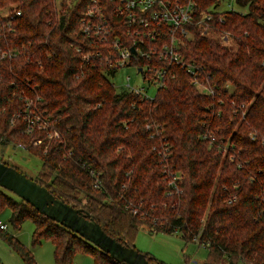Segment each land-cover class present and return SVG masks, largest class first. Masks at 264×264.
<instances>
[{
  "label": "trees",
  "instance_id": "trees-1",
  "mask_svg": "<svg viewBox=\"0 0 264 264\" xmlns=\"http://www.w3.org/2000/svg\"><path fill=\"white\" fill-rule=\"evenodd\" d=\"M192 1L196 15L212 10L213 31L200 35L191 26L180 51L209 74L214 92H200L178 66L131 59L136 69L151 63L168 69L149 99L128 87L117 90L105 76L117 71L114 39L135 38L110 0H96L112 26L105 37L81 26L93 0H0V148L19 145L38 156L32 179L123 245L134 247L139 229L178 232L209 250L203 264H264V0H232L245 12L217 10L230 0ZM85 53L98 56L86 60ZM31 114L47 125L29 130ZM147 123L161 134L151 138ZM206 130L215 132L214 144L227 145L222 159L201 138ZM163 142L168 164L182 175L178 193L166 190L164 154L157 153ZM17 198L0 187L10 224L20 228L31 219L32 244L51 240L53 264H74L77 252L92 253L94 264H123ZM0 236L24 264H37L12 234L0 230Z\"/></svg>",
  "mask_w": 264,
  "mask_h": 264
},
{
  "label": "built area",
  "instance_id": "built-area-1",
  "mask_svg": "<svg viewBox=\"0 0 264 264\" xmlns=\"http://www.w3.org/2000/svg\"><path fill=\"white\" fill-rule=\"evenodd\" d=\"M112 2V9L119 17L121 22L127 25L126 33H132L135 38L129 43L123 41L120 38L114 39V46L117 50L118 57L115 58V62L112 64L117 69L119 66H125L129 64L131 59L134 61L146 60H162L167 63L168 66L175 65L185 70L189 75L191 83L200 91L209 95H212L214 88L209 83V74L200 65L185 60L183 53L180 51V47L184 44L185 40L191 37V26L196 27L197 32L200 35L210 36L212 28V19L214 13L212 10H202L199 14H195L194 3L192 0H110ZM232 1V0H230ZM95 3V5L92 3ZM91 7L88 6L85 18L82 19V29L87 33H95L105 37L109 34L111 25L103 15L101 6L96 4V0H93ZM13 16L18 17L21 15L19 9L14 11ZM97 13L98 21L93 18ZM164 36H167L168 40H162ZM134 49V52L131 51ZM13 55L14 53H10ZM98 56V53L91 54L85 53L84 59L88 60ZM111 64V63H110ZM135 67V66H134ZM136 68V67H135ZM140 68L142 71V77L146 80L147 84H153L156 89L164 85L165 76L169 74L168 69L161 67H154L152 63L143 65ZM144 73H150L146 77ZM171 75H173L171 73ZM170 75V76H171ZM149 82V83H148ZM135 93L144 94L149 98L145 92L141 89L129 88ZM151 99V98H149ZM29 130L38 126L44 128L47 123L41 121L39 118L29 117ZM36 119V120H35ZM159 126V125H158ZM154 125V130H151V124L147 123L145 127L150 130V137L158 136L161 134L159 127ZM51 135H57V133L51 132ZM201 138L208 141L210 146L215 145L217 152L225 156L227 154V145L222 143L214 144L216 142V135L213 130H206ZM220 140V139H219ZM221 142V141H219ZM168 146L163 142L158 149L157 153H163L162 160V174L164 175L165 186L168 193H178L179 182H181L180 172L172 170L171 166L166 160L168 156ZM228 158L232 161V155L229 154ZM89 174L93 177V186L98 188L101 186V181L95 176L92 170H89ZM136 211V209H134ZM5 225L0 220V230H6Z\"/></svg>",
  "mask_w": 264,
  "mask_h": 264
},
{
  "label": "rangeland",
  "instance_id": "rangeland-1",
  "mask_svg": "<svg viewBox=\"0 0 264 264\" xmlns=\"http://www.w3.org/2000/svg\"><path fill=\"white\" fill-rule=\"evenodd\" d=\"M61 1L63 0H55V4L59 5ZM216 7L217 10L221 11L230 9L239 10L240 12L246 11V9L240 8L233 1H222ZM218 37L221 43H229V39L223 41L221 36ZM116 70L114 74H105V76L117 90L126 89V87L139 90L142 89L149 98L154 97L156 86L147 84L146 80L142 77V73H138L133 65L126 64L125 66H119ZM36 128L39 129L38 126H36ZM206 142L208 143V141ZM218 154L221 155L220 158L222 159L223 154L220 152ZM0 159L5 163L13 165L30 178L35 177L37 171L41 167L39 157L29 153L19 145L12 146L7 144L1 147ZM2 191L5 195H9L16 200L18 199V196L10 190L2 188ZM9 217V208H1L0 220L7 225L5 231L12 234L23 247L30 250L37 264H53L54 255L51 240L42 239L39 244L33 245L31 234L35 225L32 220L25 219L21 223L20 228H14L9 222ZM132 242L136 250L143 254H148L160 264H203L207 260L209 254V250L198 241L186 242L178 232L165 233L161 231L150 233L147 229H139L135 233ZM0 264H24L21 256L17 254L12 245L4 241L1 236ZM74 264H94V257L90 252H77L74 255Z\"/></svg>",
  "mask_w": 264,
  "mask_h": 264
},
{
  "label": "water",
  "instance_id": "water-1",
  "mask_svg": "<svg viewBox=\"0 0 264 264\" xmlns=\"http://www.w3.org/2000/svg\"><path fill=\"white\" fill-rule=\"evenodd\" d=\"M131 51L134 52V49L131 48ZM137 70L138 72L142 71L140 68ZM0 187L10 190L51 220L57 221L67 229H71L82 238L87 239L108 253L115 261L123 264H152L143 253L134 247L123 245L116 238L109 236L100 223H97L90 214L80 208L68 205L24 172L1 161Z\"/></svg>",
  "mask_w": 264,
  "mask_h": 264
}]
</instances>
